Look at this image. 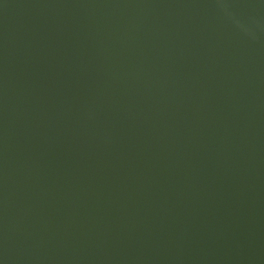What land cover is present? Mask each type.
Segmentation results:
<instances>
[{
  "label": "water",
  "instance_id": "water-1",
  "mask_svg": "<svg viewBox=\"0 0 264 264\" xmlns=\"http://www.w3.org/2000/svg\"><path fill=\"white\" fill-rule=\"evenodd\" d=\"M0 264H264V0H0Z\"/></svg>",
  "mask_w": 264,
  "mask_h": 264
}]
</instances>
